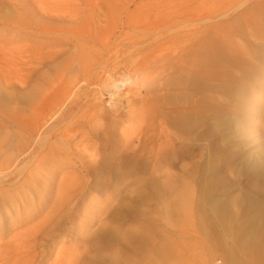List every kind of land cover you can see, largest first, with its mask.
Returning a JSON list of instances; mask_svg holds the SVG:
<instances>
[{
  "label": "rangeland",
  "instance_id": "rangeland-1",
  "mask_svg": "<svg viewBox=\"0 0 264 264\" xmlns=\"http://www.w3.org/2000/svg\"><path fill=\"white\" fill-rule=\"evenodd\" d=\"M41 1L0 0V165L25 167L6 187L88 178L93 202L115 200L91 215L86 199L76 226L89 231L63 232L37 264L86 238L89 264H264V0ZM50 10L66 21L43 22ZM19 73L28 84H5ZM120 223L137 238L118 262Z\"/></svg>",
  "mask_w": 264,
  "mask_h": 264
},
{
  "label": "bare ground",
  "instance_id": "bare-ground-1",
  "mask_svg": "<svg viewBox=\"0 0 264 264\" xmlns=\"http://www.w3.org/2000/svg\"><path fill=\"white\" fill-rule=\"evenodd\" d=\"M36 1V0H34ZM40 1V0H39ZM50 1H54V0H49L48 2H44L41 1L42 4L44 6H42L41 9L45 8L46 6L48 7V5H46L45 3L49 4V5H53L54 7L56 6L57 8H65L64 4H63V0H56L58 6L55 4L56 1H54L52 4H50ZM69 1V0H68ZM79 1V0H78ZM90 1V0H89ZM93 1V0H92ZM29 2V1H28ZM62 2V3H61ZM74 2V1H73ZM23 3V2H22ZM61 3V4H60ZM78 3V2H77ZM37 4V3H36ZM35 4V5H36ZM41 4V5H42ZM61 6H60V5ZM71 4V3H70ZM74 4V3H73ZM168 4V3H167ZM24 5V4H23ZM38 5V4H37ZM94 5V4H93ZM178 5V4H177ZM34 6V5H33ZM53 6H50L51 9H54ZM60 6V7H59ZM73 6L71 5L69 7H72V12L75 13L74 11L77 12L78 10V6H77V10L75 9L73 11ZM21 7V6H20ZM27 7V6H25ZM24 7V9H25ZM30 7V5H29ZM81 7V6H80ZM56 8V9H57ZM61 10H66V9H62ZM29 9V8H27ZM30 9H34V7H31ZM49 9V8H48ZM52 10V11H55ZM82 9V8H81ZM252 9V8H251ZM37 10V9H36ZM45 11H48L47 9H44ZM61 10H58V12H62ZM101 10V9H100ZM39 11V10H38ZM51 11V10H50ZM51 11V12H52ZM67 11V10H66ZM66 11H64L65 13L61 16L56 17V13L52 12V13H47L46 15H43V18L45 22V20H60L64 17V15H66ZM80 11V10H79ZM262 12V11H261ZM33 13H35L33 11ZM32 13V15H33ZM41 13V12H40ZM78 12L77 16L79 15ZM28 14V13H27ZM36 14V13H35ZM55 14V15H54ZM29 15V14H28ZM31 17H34L32 16ZM38 15V14H37ZM54 15V16H53ZM58 15V14H57ZM41 16V18H42ZM63 16V17H62ZM70 16V15H69ZM73 15L71 14V18ZM81 16V15H80ZM79 16V17H80ZM62 17V18H61ZM66 18V17H65ZM76 18V16H75ZM78 18V17H77ZM67 19V18H66ZM103 19V18H102ZM35 20L37 21V19L35 18ZM34 20V21H35ZM66 21L65 19H62V21ZM71 20V21H70ZM73 19H67V21H70L71 23L73 22ZM38 21H42V19H39ZM49 25L52 24L53 22L48 21ZM76 22V21H74ZM37 24V22H35ZM64 23V22H63ZM69 23V22H68ZM70 23V25L72 26V24ZM79 23V22H78ZM35 24V25H36ZM40 24V22L38 23ZM43 24V23H42ZM46 24V23H45ZM45 24H43L42 26H44ZM59 24L63 25L62 23L59 22ZM66 24V23H65ZM49 25H45L48 26L47 28H49ZM55 25V24H54ZM59 25V26H61ZM67 25V24H66ZM69 25V26H70ZM40 26V25H39ZM38 26V28H39ZM44 26V27H45ZM55 26H58L57 24ZM70 26V27H71ZM50 27H52V25H50ZM54 27V26H53ZM52 27V28H53ZM67 27V26H66ZM67 27V28H70ZM183 27V26H182ZM57 30L58 27H56ZM61 28H65L63 26H61ZM66 28V29H67ZM225 28V27H224ZM223 28V29H224ZM51 29V28H50ZM255 29V28H254ZM41 30V29H40ZM42 30H44L42 28ZM46 30V29H45ZM74 30V28H73ZM230 31V30H229ZM56 32V31H54ZM52 33V32H51ZM58 33V32H57ZM56 34V33H55ZM149 34V33H148ZM70 36V35H69ZM190 36V35H189ZM72 37V36H71ZM40 43V42H39ZM50 46V45H49ZM58 47V46H57ZM64 47V46H63ZM39 47H37L38 49ZM42 49L44 47H41ZM47 48V47H46ZM50 48H56V47H50ZM60 49V47H59ZM45 51H49L51 49H43ZM54 50V49H53ZM58 50V49H57ZM240 50V49H239ZM62 51V50H59ZM58 52V51H57ZM57 52L53 53L57 54ZM63 52V51H62ZM39 53V52H37ZM50 53V51H49ZM87 53V52H85ZM245 53V52H244ZM47 54V53H46ZM51 54V53H50ZM48 54V55H50ZM193 54V53H192ZM42 55V54H41ZM39 55V56H41ZM30 56V55H29ZM78 56V55H77ZM30 57H27V59H29ZM32 58V57H31ZM51 58V57H50ZM55 59V57H53ZM25 59V58H24ZM34 59V58H32ZM82 59V58H81ZM89 59V58H88ZM93 59V58H91ZM85 60V59H84ZM54 61V60H53ZM91 61V60H90ZM34 62V61H33ZM47 61H45L46 63ZM50 62V61H49ZM89 62V60L87 61ZM57 63V62H56ZM42 64V63H41ZM30 65V64H28ZM32 66H34V63L31 64ZM40 66V64H38ZM0 66L3 67V62H0ZM26 66V65H25ZM42 66V65H41ZM35 67V66H34ZM33 67V68H34ZM69 67V66H68ZM248 67V66H247ZM39 68V67H38ZM89 68V67H88ZM22 68L20 67V70ZM42 69V67H41ZM67 69V68H66ZM33 70V69H32ZM65 70V69H64ZM26 71V70H24ZM40 71V70H39ZM88 71V70H87ZM37 72V71H36ZM65 72V71H64ZM63 72V73H64ZM2 74V73H1ZM23 74H27V73H23ZM41 74V73H39ZM50 74V73H49ZM20 76H22L19 73ZM18 75V76H19ZM28 75V74H27ZM56 75V74H55ZM25 77L27 78V76L23 75L22 76V80H16V82L11 81V79L6 77V82L5 84L7 86H11V87H16L18 84H20L21 86L28 84L26 82H28ZM30 77V76H28ZM53 77V76H52ZM86 77V75H85ZM5 78V77H4ZM18 79V78H16ZM54 80V79H53ZM48 81V80H47ZM56 81V80H55ZM118 81V80H117ZM116 83H114V85L116 86V91L118 92L119 89V81ZM111 84V83H110ZM5 85V86H6ZM113 85V84H112ZM24 87V86H23ZM9 88V87H8ZM48 88V87H47ZM134 88V87H132ZM39 91V89H37ZM135 90V89H134ZM38 91L34 92L37 94ZM47 92V91H46ZM117 92L115 94H117ZM48 93V92H47ZM45 94V93H44ZM44 97V95H43ZM113 98V97H112ZM115 99V98H114ZM113 103V102H112ZM140 110V109H139ZM85 111V110H84ZM133 111V110H132ZM1 114V113H0ZM98 127V126H97ZM4 133V132H3ZM9 134V133H8ZM23 135V134H22ZM6 137V136H5ZM163 138V137H162ZM42 139H40L41 141ZM8 139L0 137V153H2V151L5 149V144L7 143ZM71 141V140H70ZM97 142V141H96ZM28 143V142H27ZM87 142H85L86 144ZM95 143V142H94ZM9 144V143H8ZM7 144V145H8ZM21 145V144H19ZM24 147V146H23ZM75 148V147H74ZM17 149V148H16ZM21 149V148H20ZM169 150V149H168ZM175 151V150H174ZM96 152V151H95ZM74 154V153H73ZM20 155V154H19ZM7 156V155H6ZM94 156V155H93ZM46 157V156H45ZM80 158V157H79ZM109 158V157H108ZM11 159V158H9ZM81 159V158H80ZM157 159V158H156ZM29 160V159H28ZM83 160V159H82ZM18 161V160H17ZM50 161V160H49ZM96 161V160H95ZM14 162V161H13ZM12 162V163H13ZM23 162V161H22ZM18 163V162H17ZM15 163V165L17 164ZM1 164V163H0ZM7 164V163H5ZM9 164H11L9 162ZM14 164V163H13ZM22 164V163H21ZM2 165V164H1ZM0 165V264H37L39 262H44L46 261L54 252L57 246V243L59 242L58 237L63 233H69L68 235H70V233L72 234V231H77V233L79 235H84L89 231V226L87 225V227L80 226L77 227L76 226V221L78 219V217L84 218L81 216L82 213H80V210L82 209V205H84L85 200L89 199L91 202L89 204V206L87 208H84V212H86L87 210L91 212L92 214H96V211L101 210L104 207H108L109 205L114 203L115 197H109L106 199V203H104V207H102V202L100 201H96L93 202V200L95 199V196L93 195H88L89 189L92 188V186L90 185L91 183L89 182L88 178H84V179H67L65 177L60 178L58 181L56 180L55 177H52V174L50 175V177H45L42 179L40 178H34V177H29V178H25L20 185L13 189L7 188L6 185L12 183L15 180H18L19 175L21 174V172L23 171V169L25 167H20L19 165H14L15 168L11 169V166H9L8 168H2V166ZM85 165V164H83ZM13 166V165H12ZM39 166V165H38ZM57 167V166H56ZM27 169V168H26ZM32 171V170H31ZM54 173V172H53ZM32 175V174H31ZM163 176V175H162ZM99 177V176H98ZM98 179V178H97ZM95 180V185H99L100 186V181L99 180ZM94 185V184H93ZM56 187V188H55ZM41 189V190H40ZM54 189H56L54 191ZM40 190V192H38ZM155 190V189H154ZM115 191V190H114ZM163 194V193H162ZM174 195V194H173ZM163 196V195H162ZM161 196V197H162ZM108 197V196H107ZM164 197V196H163ZM144 198V197H143ZM145 199L147 200V197H145ZM118 200V199H117ZM159 200V199H158ZM121 201V200H119ZM160 202L162 201L163 203L160 204H164L165 201H163V199L159 200ZM148 202V201H146ZM117 204L122 205L121 202H118ZM88 205V204H86ZM114 205V204H113ZM130 205V204H128ZM182 205V204H180ZM112 206V205H111ZM124 207V205H122ZM133 206V205H132ZM132 206H129L128 208H123L120 207L119 205H117L116 207V213H115V217L118 219H122L123 221L130 219L134 214H132L133 210H132ZM115 206H113L114 209ZM24 209L21 213H17V215L13 218V219H9L8 216L10 214L13 213V210H21ZM110 208V206H109ZM105 209V208H104ZM179 209V208H178ZM106 210V209H105ZM109 210V209H108ZM112 210H109V212L111 213ZM107 212V211H106ZM108 213V215L110 214ZM87 215V214H86ZM111 216L113 215L112 213L110 214ZM107 216V215H106ZM114 216V215H113ZM108 217V216H107ZM123 217V218H122ZM105 218V217H103ZM109 218V217H108ZM112 218V217H110ZM127 218V219H125ZM93 219V217L91 218H87V220H89L91 222V220ZM102 219V218H101ZM108 220V219H107ZM84 221V220H83ZM94 222V220H93ZM92 222V223H93ZM103 222V223H107ZM110 222V221H109ZM85 223V222H84ZM103 223H101L100 229H103L102 226ZM71 224V225H70ZM78 224V223H77ZM91 224V223H90ZM109 224V223H108ZM70 225V226H68ZM107 225V224H106ZM105 225V226H106ZM111 225V224H109ZM128 226V227H127ZM131 224H119L118 226H112V230L108 231V233H113L115 236L114 240L116 241L115 246L112 248V255H114L115 259H117L118 262L121 261V256H123L122 254L126 253V251H128L127 253L131 254V250H129L130 248H132L133 246V242L136 240V235L134 233V228L130 227ZM108 227V226H107ZM91 228V227H90ZM108 229V228H107ZM105 229V230H107ZM110 229V228H109ZM98 231V230H97ZM12 232V233H11ZM103 231H101L100 233H103ZM137 232V231H136ZM12 234L11 238L9 240L6 239V241L2 240L4 239L8 234ZM96 233V232H95ZM99 233V234H100ZM113 234H109V235H113ZM95 235V234H92ZM91 235V237H93ZM97 236V233L96 235ZM102 237H104V234L100 235L99 239ZM106 236V235H105ZM142 236H146L142 235ZM10 237V236H9ZM84 237V236H83ZM108 237V236H106ZM110 237V236H109ZM79 238V237H78ZM105 238V237H104ZM87 239V238H86ZM84 239V241L81 244H78L76 247V250L78 249L79 251L77 253H72V252H68L66 250V245L62 244V246L59 247L58 251H57V255L54 261V263L52 264H89L87 261H89L90 257H84V255L86 253H90V249H94L91 248V244H89L90 240H86ZM103 239V238H102ZM108 238H105L104 240H106ZM93 240V239H92ZM95 240V239H94ZM93 240V241H94ZM109 240V239H108ZM148 240V239H147ZM101 241V240H100ZM99 241V242H100ZM103 241V240H102ZM95 243H97L96 241H94ZM108 242V241H106ZM63 243V242H62ZM104 241H103V246H104ZM136 243V242H135ZM146 243H148L146 241ZM145 244V243H144ZM97 245H101L100 243ZM94 246V245H93ZM101 248V247H100ZM136 248V247H135ZM135 248L133 250H135ZM75 249V248H74ZM104 249V248H103ZM98 250H100L98 248ZM107 250V248H106ZM93 251V250H92ZM102 251V250H101ZM99 251V252H101ZM110 251V252H111ZM130 251V252H129ZM109 252V253H110ZM96 253V251H95ZM103 253V251H102ZM124 253V254H125ZM134 253V252H132ZM105 254L107 255L108 252H105ZM102 254H100L101 256ZM135 255V254H134ZM86 256V255H85ZM93 256V255H92ZM96 256V255H95ZM108 256V255H107ZM110 256V258H111ZM128 256V255H127ZM131 256V255H130ZM102 257V256H101ZM89 258V259H88ZM91 257V260H93ZM123 258V257H122ZM120 259V261H119ZM133 259V258H132ZM114 260V259H112ZM125 260V259H124ZM122 260V261H124ZM129 260V257L127 258V261ZM114 262V261H113ZM129 262V261H128ZM127 262V263H128ZM123 263V262H122ZM119 263V264H122ZM126 263V264H127ZM131 263V262H130ZM113 264H117V263H113ZM134 264V263H132Z\"/></svg>",
  "mask_w": 264,
  "mask_h": 264
},
{
  "label": "built area",
  "instance_id": "built-area-1",
  "mask_svg": "<svg viewBox=\"0 0 264 264\" xmlns=\"http://www.w3.org/2000/svg\"><path fill=\"white\" fill-rule=\"evenodd\" d=\"M212 264H225V262L222 259H217Z\"/></svg>",
  "mask_w": 264,
  "mask_h": 264
}]
</instances>
